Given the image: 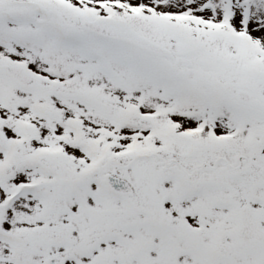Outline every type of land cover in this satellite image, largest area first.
Segmentation results:
<instances>
[{"label": "snow or ice", "instance_id": "6c2138e0", "mask_svg": "<svg viewBox=\"0 0 264 264\" xmlns=\"http://www.w3.org/2000/svg\"><path fill=\"white\" fill-rule=\"evenodd\" d=\"M0 264H264V0H0Z\"/></svg>", "mask_w": 264, "mask_h": 264}]
</instances>
